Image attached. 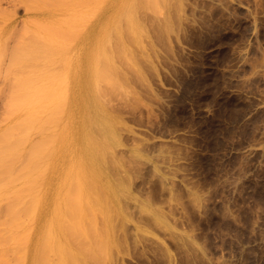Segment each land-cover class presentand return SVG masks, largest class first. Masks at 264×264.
I'll return each mask as SVG.
<instances>
[{
    "label": "rangeland",
    "instance_id": "374dc122",
    "mask_svg": "<svg viewBox=\"0 0 264 264\" xmlns=\"http://www.w3.org/2000/svg\"><path fill=\"white\" fill-rule=\"evenodd\" d=\"M107 1L101 0L99 3L102 5L97 8L98 13L93 14L95 17L92 15L96 18L93 39L103 40L102 48L98 47L99 50H96L100 64L97 66L103 70L101 66H104V61L107 60V65L104 67L112 66V68H107L109 73L105 68L103 71L109 75L114 72V75H105L110 78H103L104 81L108 79L107 82L103 81L101 75L102 77H97L96 82L98 88L101 84L100 88L104 90V92L100 90V95L105 94L101 95L100 100L103 99L101 102L106 104L109 101V105L106 106L110 112L118 108V112L114 110L112 113L115 117L120 115L116 117L120 119L117 133L121 134L122 140L121 146L114 149V156L117 158L115 160L120 161H116L119 164L114 165V172L111 171L113 165L102 166L107 176L114 183L116 182L117 186L121 187L122 184L125 186L124 183L128 184L129 181L125 189H131H127L129 193L126 191L124 194H133V197L126 194V197H130L128 199L122 194V199L120 198L122 202L119 201L120 205L123 203L120 209L125 207L124 210L121 209L122 213L126 210L129 216L125 212L122 214L120 209L114 210L113 212H118L120 219H125V223L123 220L120 221L117 213H114L115 218L113 217L110 223L105 221L103 206H97L99 202L97 200L101 197L94 194L96 203L91 202L94 198L92 193L100 192L91 190L90 196H93V198L89 196L91 208L97 206L95 212L98 213L102 208L104 212L101 210L95 215L94 209L91 211L83 207V214L89 216L88 221L84 217L86 234L84 231L74 233L71 230V221H75L79 215L75 209L71 214L69 210L66 211L65 222L62 226L59 225L66 230L61 235L62 237L66 235L62 241L64 247L74 251L79 259L73 256L78 262L71 254L67 255L71 258L68 260L69 257L66 255L60 257L59 253L48 251L45 236L53 228L51 217L50 221L48 219L45 221L43 235L32 236V225H29L31 238L26 248L28 259L25 264H41V258L45 264L66 262L71 264V261L73 264L74 262L78 264H264V0ZM55 4H57L55 0H14L12 3L3 0L0 6V28L6 26V32L9 30L6 42L3 40L5 46L19 47L22 41H26L28 34L25 33L35 27L34 19L53 17L54 19L51 20L58 27L50 22L52 29L46 26L41 31L47 30L46 33L51 31L52 35H56L55 32L60 33V36L67 33L66 36L64 35L65 38L67 37L65 47L72 45L73 52L77 51L78 54L81 49L82 54L86 55L91 48L89 47L91 34L89 38L85 37L83 33L85 29H83V32L81 31L83 34L79 36L82 35L86 40L81 36L77 42H74L73 36L70 37L72 26L81 21L79 18L84 14L80 16L72 13L71 16L63 9L65 15H59V13L63 14L61 10L63 5L59 6L61 8H58L59 11H62L59 12L56 9L58 5ZM48 8L51 9L50 12ZM27 9H30L31 14L25 12ZM52 9L55 10L53 13L56 18L48 17L49 13L53 14ZM114 14L115 16L117 14L116 18ZM123 14L126 18L122 16ZM179 16L183 18V24ZM178 17L181 23H178ZM65 19L67 25H64ZM25 22H29V25L31 23L32 27L27 26ZM116 22L119 24L123 22V26H119ZM167 22L169 24H166ZM170 22L174 27L169 28L172 31H169V34L165 28L171 25ZM162 23L166 24L164 29L167 33V46L164 47L158 39L161 29L157 28V24L162 28L164 26ZM77 25L78 23L75 29ZM8 26L10 28L12 26V29ZM114 27L120 29L119 32ZM23 28L26 30L24 33H22ZM129 28L133 29L132 32ZM105 30H107V45L110 44L111 46H108L111 48L103 47ZM156 30L159 37H156L157 33L155 35ZM19 34L21 39L18 38ZM72 42L76 45L71 44ZM165 47L172 48V53L171 51L169 53V50L164 51ZM105 52L108 59H105ZM116 53L121 57L120 60ZM51 65L49 64L50 67ZM69 70L72 76L80 72L79 67L74 63ZM76 77L75 80L78 79V75ZM99 78L102 80L100 81ZM110 80L114 83L112 88L109 86ZM73 82L70 83L72 91L68 94L70 107L76 105L77 100L74 98H77L78 93L81 97L82 93V85L79 84L80 88L77 89L75 81ZM7 83V80L1 76L0 88L7 87ZM106 88L110 89L108 94ZM75 90L78 91L74 92ZM112 92L115 93L114 96ZM118 92L123 96H119ZM1 94L0 98L3 101L2 97L6 93L2 96ZM105 100L108 101L105 103ZM1 106L2 121L6 114H3L4 105L3 109ZM67 109L73 122V117L78 118V110ZM119 128L121 130H118ZM67 135L65 133L60 139H65ZM69 139L73 138L66 140L70 145L68 147L65 145L53 158V161L59 163L50 165L52 170H49L48 174L36 184L38 190L46 191V196L51 185L52 191L55 192L54 198H57L58 191L62 189L61 197L56 201H61V205L67 203V200L74 201L69 192H72L76 184L72 165L77 162L75 157L77 148H73ZM135 145L137 148L134 147ZM128 153L132 154L134 162L139 166L132 163V156ZM134 153L136 155L139 153L141 156L134 157ZM136 157L137 159H134ZM110 159L109 157L107 161L113 160ZM126 163L131 165L128 164L127 167ZM130 166L137 170H130ZM120 168L125 171L121 169L120 173ZM126 168H129V171ZM53 170L56 173H53ZM115 173L118 175L116 176ZM122 174L126 176V180L128 179L127 182ZM112 175L117 177V181L119 176H122L125 182L122 179L117 182ZM128 175H132L130 176L132 181ZM87 178L89 177L87 176L85 180ZM100 179L102 180V177ZM98 186L97 188L102 191ZM143 200L150 201L146 203L148 206L145 208L151 209L153 215H148L152 213L147 209L145 211ZM28 202L29 207L31 201ZM142 203L144 209L141 208ZM149 203L153 205L150 206ZM85 205L89 206V204ZM109 212L112 213L109 210L106 214L109 215ZM87 213H93L95 217ZM156 213L159 216H156ZM130 216H133V219ZM151 216L156 217L157 223ZM159 217H162L161 220ZM113 219L114 223H112ZM161 221L167 225H159L158 223H164ZM96 224L97 228L94 229ZM123 224L128 225V228L126 226L124 230ZM59 226L57 224L55 228ZM98 228L100 232L96 231ZM140 228L143 230L141 232H145L138 231ZM107 229L109 234L111 232L108 237ZM112 231L116 232L113 234ZM115 234L118 240L115 239ZM123 237L124 241L121 240ZM115 241H118L119 245L121 243V247ZM15 242L20 249L17 240ZM98 242L101 243L98 246L101 251L96 247ZM115 243L118 245L117 248ZM3 245L5 247V243ZM36 251H39L38 255ZM41 251L46 253L41 254ZM18 255L7 250L6 255L1 256L0 259L2 264H18L16 257Z\"/></svg>",
    "mask_w": 264,
    "mask_h": 264
},
{
    "label": "bare ground",
    "instance_id": "6f19581e",
    "mask_svg": "<svg viewBox=\"0 0 264 264\" xmlns=\"http://www.w3.org/2000/svg\"><path fill=\"white\" fill-rule=\"evenodd\" d=\"M2 1L3 0H0V6H1ZM13 1L14 0H6L7 3H12ZM26 1H31V0H26ZM102 1L104 2V0H102ZM140 1H142V0H140ZM143 1L145 2V0H143ZM165 1L166 0H164V2ZM55 2L57 3L55 5H58L56 7V9L58 11H59L58 8L62 7V5H63V8L62 9L60 8V9L62 11H63V9H65L66 14L70 13L71 16H72V13L75 15H80V16L82 14L85 15V17H83L84 15L81 16L84 19V21H82L83 20L82 18H79V20H81L82 22L79 20L78 21L80 23L76 22V23H78L77 29H75L76 28L75 22H73L75 24L72 26L73 27L72 30L74 29V31H72L70 27L69 28L72 32L71 33L72 35L70 34V37L73 36L72 41H74V42L75 41L77 42L80 39V37L82 36V35L79 36L80 34L84 33V35H86L85 37H87V38H89L90 34H91V39L89 41L90 42L89 47H91V48L89 49V52L86 55H84L85 53L82 54L81 49L79 50L78 54H77V51L73 52L74 49L72 50L73 46L71 44H74V42H72L70 44L71 45L70 47H65V45L67 46V43H65L66 42L65 40L67 37L66 38L64 37V35L65 36L67 35L66 32H65L66 34L63 33L64 35H62V33H61V35L63 36L62 37L59 35L60 33L57 34L55 32L54 34H56V35H52L51 31H48V33H46L47 30L41 31L42 29H45L46 26L47 27L50 26V22H52L51 19H54L52 16H54L53 12H55V10H56L55 8H54L55 10L52 9L53 11L51 13H53V14L49 13L51 11L50 8H48V11L49 10L50 11L49 12L47 11L49 13L48 17H52V18H45L43 16L44 19H39V20L34 19L35 27L32 28L33 29L32 31H29L27 29L29 32L28 31L26 32V30L23 28L22 33L26 32L25 34L26 35L28 34V35L26 36L27 37L26 41H22V43L19 42V43H21V45L19 47H7V45L5 46L6 38H8L7 32L9 30L6 32V26H5V28L4 27L0 28L1 29V31H0V77L3 76L4 79L7 80V82H8L7 87H1L0 88V94L3 93V94H1V96L4 95V93H6L5 96L2 97L3 101L0 98V102L2 101L3 105H4V106L2 105L4 107L3 114L4 113L6 114L5 118L2 121L0 120V257L1 256L4 257L6 255L7 250L11 251L14 255L17 253V254H19L18 256H16V257H18V264H25L27 259H28V256H26L27 255L26 248L29 245V241L31 238L29 225H32V236L33 235L38 236L39 234L43 235V227L46 225L45 221L47 219L50 221L51 217L53 219L52 223H51V227H53V228L45 236L48 251H53V252L55 251L56 253L60 254V257L65 256V255L67 256L70 254L72 256L75 255L74 251L65 248L63 243H62V241L66 238V235H64V237H62L61 235L64 234L63 231H66V230H64L63 228H60L59 225L62 226V224L65 222V217H66L65 212L69 210V212L71 214L72 210L75 209L79 214L78 218L75 221L74 220L71 221V223H70L71 227H72L71 230H73L74 233L84 231V223H85L84 217L87 221L89 220V218L87 219V217H89V216L86 217L85 216L86 213H85V215L83 214L84 213L83 207H87V209L89 208L88 210H91V211H92V209H94L93 212H95V207L97 209V206L98 207L103 206L105 212L102 210L103 209L102 207H100V209L102 208L101 210L105 213V217H106L105 221L110 223L112 221V218L115 216L114 213H117V217L119 216L117 211H119L120 206L123 205V203H121V205H120L119 201H121L120 200V198L122 199L121 195L127 191V189H128L127 185H129L128 179L127 180L125 179L127 176L126 172H125L126 176L123 175L124 173L122 174V176L123 177L125 176L123 179H125L126 182L128 181V184L124 183L125 186H127L126 187L127 189H125V186L121 182H120L122 184L121 187L117 186L115 184L116 182L114 183L109 178V176H107V174H106L107 172H105V170L102 166L103 164H105L107 167H108V165H110L111 167L113 165V168H112L113 170L111 168L110 169H111V171L114 172V168H115L114 165L119 164L118 162H116L119 160H115L116 157L114 156V149L121 146V140L122 139L120 137L121 134H119V132L117 133V128H118L117 124H119L118 120H120V119H117L116 117L120 116V115H117L118 114L117 113L116 114L117 116L115 117L112 113L114 110L116 112H118L117 111L118 108L116 107V109L114 108V110H112L110 112V109L108 110L107 109L108 106H106L109 103V101H108L109 99L107 98L108 100H105V103L108 101V103H106V104H103L102 103L103 101L101 102V100H103V99L100 100V97H101V95H105V94L102 93L100 95V92L101 91L104 92V90H101L102 89V88H100L101 84H99V88H98V85L96 82L97 77L103 76L102 79L108 78L109 76H111V74L114 73L112 71H111L112 73L110 75L107 73H104L105 72V71H103L104 68L106 71H108L107 68H110V67H107V68L104 67L107 65V60L106 61L103 60L104 66H101L103 68V70H100V67H98L100 64H98V58H97L98 55H97L96 50H99L98 47L102 48V42L101 41H103V40L100 41L98 39L97 41H94V39H93L94 25L96 23V18H93V17H95L94 15H96V12L98 13L97 8L99 7V5H102L99 3V2H101V0H55ZM58 2H61L62 4H60ZM105 2H106V0H105ZM127 3H129V2H127ZM104 5L105 4H103V6ZM64 6H65V8H64ZM105 8H107V7H105ZM181 8L184 9V7H181ZM42 10H46V9H42ZM61 10L59 12H62ZM65 11L62 12L63 14H61L59 12L58 13H59V15H65L64 14ZM99 11H100V8H99ZM184 11H183V13H185ZM25 12L26 13L30 12V14H31L30 9L25 10ZM37 12H39V10H37ZM58 13H55V15ZM113 13H114V11L112 12V14ZM86 14L88 16H86ZM112 14L110 16H112ZM125 14H123L122 16H125ZM92 15H93V17H92ZM100 15H101V13H100ZM100 15H97V16H100ZM114 16H115V14H114ZM116 16H117V14H116ZM116 16L114 18H116ZM122 16H121V18H123ZM179 17H178V20L181 18V17L180 18ZM98 18L99 17H97V19ZM101 18H102V16H101ZM101 18H99V19H101ZM114 18H112V19H114ZM125 18H126V16H125ZM127 18L129 19L128 15H127ZM59 19H60V16H59ZM61 19H63V17H61ZM67 19H68V17H67ZM67 19H65V21ZM76 19H74V20H76ZM109 19H110V17H109ZM132 19L133 18L131 17V20ZM176 19H177V17L175 18L174 21H176ZM182 19L183 18H181V21H182ZM70 20H73V19H70ZM181 21L179 20L178 23L179 22L181 23ZM97 22H98V20H97ZM118 22L120 23V21H118ZM118 22H116V23H118ZM25 23L28 24L29 22H25ZM52 23L54 24V26H56L54 21ZM62 23H64V22H62ZM119 23H118L119 26L123 24V22H121L122 24H119ZM174 23H177V22H174ZM61 24H58V25H61ZM68 24H69V22H68ZM112 24H113V22H112ZM166 24H169V22H167ZM166 24L162 23V25H164V26H162L163 30H162V28H160L161 26L158 27L159 24H157L158 25L157 28L161 29V30H159L160 34L157 32V30H158L157 28H156L157 30L155 32V35H156V33H157V35L158 34L160 35V37H159V35L156 37H159L158 38L159 42L161 43V45L163 47L167 46L166 45L167 44L166 43L167 33H166L165 29L167 30V32H169V31L172 32L171 29H169V28H171V26H173L172 23L170 22L171 25L167 28ZM182 24H183V21H182ZM22 25L24 26V24H22ZM31 25L32 24L30 23V25L28 24L27 26H31ZM64 25H67V21H66V24H64ZM109 25H110V23H109ZM128 25H129V23H128ZM131 25H132V23H131ZM106 26L109 27L108 24H106ZM119 26H118V28H119ZM180 26H181V24H180ZM56 27H58V26H56ZM177 27L180 28L179 26H177ZM10 29H12V26ZM51 29H52V27H51ZM61 29L59 32H61ZM83 29H85V30H83ZM105 29H109V28H105ZM117 29H116V31H117ZM53 30H55V29H53ZM57 30H59V29H57ZM67 30H69V29H67ZM119 30L120 29H118L117 32H119ZM132 30L130 29L131 32H132ZM81 31L83 33H81ZM106 31L107 30H105V32H103V35H105L103 47H106L108 45L111 46L110 44L107 45L108 39H107ZM161 31H162V33H161ZM30 32H31V34H29ZM62 32H64V31H62ZM170 32H169V34H170ZM153 34H154V32H153ZM22 35H24V34H22ZM110 35H111V33L109 34V36ZM23 37H25V36H23ZM18 38L21 39L20 34L18 35ZM83 38L84 37L82 36V39ZM84 39L86 40V38H84ZM3 40L5 42H3ZM22 40H24V39H22ZM110 40H111V38H110ZM6 44H8V43H6ZM74 45H76V44H74ZM109 48H111V47H109ZM109 48H107V50ZM165 48H166V50H165ZM165 48H164V51L169 50L168 51L169 53L172 50V48H169V49H168V47H165ZM102 53H103V49H102ZM169 53H168V55H170ZM171 53H172V51H171ZM106 54L107 53L105 52L104 53L105 59L106 58L108 59V56ZM166 55H164V56L166 57ZM101 56H102V54H101ZM124 56H122V58H124ZM117 57H119V60H120L121 57L119 55ZM103 61H101V62H103ZM101 62H99V63H101ZM73 63L77 64V66L79 67V70H80V72H78V74H76V75H78V79H76V80H75V78H77L76 75L72 76V74L70 73V70H69L70 67L72 68ZM49 64L50 65L53 64V66L51 65L52 67H50ZM114 67L115 66L113 65V68ZM111 68H112V66H111ZM108 73H109V71H108ZM105 75H109V76H105ZM256 76L258 77V75H256ZM99 79H98V81H99ZM102 79H100V81ZM108 79H110V78H108ZM108 79H107V81H108ZM104 80L105 79H103V81ZM73 81H75V83H76L75 87L77 89L80 88V85H82V93L80 92L81 97L79 96V93H78L77 98H74L77 100V103H75L76 105H74V104H73V106L71 105L73 107L72 108V107H70V103H69L70 100H69L68 94L70 93V91H72V90H70V83L71 82L74 83ZM100 81L98 83H100ZM107 81H104V82H107ZM109 84H110L109 86H111L110 88H112V86H113L112 84H114V83L110 80ZM115 86H116V84H115ZM103 89H104V87H103ZM115 89H117V86ZM118 89L120 90V88H118ZM105 90H108V91H106V93L110 91V89H108V88H106ZM76 91H78V90H75L74 92H76ZM119 92L117 93L118 95H119ZM120 93H122V92H120ZM111 94L113 96L115 95V93L113 94V92ZM121 95H119V96H121ZM70 99H71V97H70ZM71 101H73V100H71ZM0 104H2V103H0ZM71 104H72V102H71ZM2 106H1V108H2ZM109 107H111V106H109ZM112 107H115V106H112ZM67 108H70L73 110L77 108V110H78V112H77L78 118L74 119V117H73V122H72V120H70V116H69L70 111L69 112L66 111V110H68ZM71 122L73 123V127L71 126ZM118 130H121V128H119ZM65 133L68 134L67 137L65 139H60L62 137V135H64ZM120 133H121V131H120ZM68 138H73L72 140L71 139H69V140H71V144L73 145V148H77V152L75 154L77 162L72 165V173L75 177L76 184L74 185L72 192H69V194L72 195V198L74 201L71 202V201L67 200V203L61 205V201H59V202H56V201H57L58 197L59 198L61 197L60 191L62 192V189H60L58 191V194L56 195L57 198H54L55 192L52 191L51 185L48 188L49 192L47 193V196H46V191L38 190L36 188V184H37L39 179L43 178L45 175L48 174L49 170H52L49 167L50 165L59 163L58 161H53V158L55 155H57L59 152H61V150L65 147V145H66V147H68L70 145V144L68 145L66 142V140ZM134 147H136V145ZM134 154H135L134 157L135 156H137V157L141 156V155H139V153H138L139 156L136 155V153H134ZM129 155L132 156V154H129ZM109 157L111 159H113L110 162L107 161V159ZM137 157L134 159H137ZM99 159L101 161H99ZM123 159H125V158L123 157ZM142 159H143V156H142ZM132 160H133V156L131 158V161ZM138 160L141 162L140 159H138ZM131 161H128V162H131ZM125 162H127L126 159H125ZM132 163H135L134 160ZM128 164L126 163L125 165L127 167H129V165H131V163L129 165ZM135 165L139 166L136 163H135ZM133 167H134V165H133ZM133 167L130 166V170ZM123 168H120V173H121V169H123ZM134 168H136V167H134ZM105 169H106V167H105ZM127 170L129 171V168ZM132 170H134V169H132ZM135 170H137V169H135ZM52 172L56 173L55 170H53ZM110 173L112 174V172H110ZM60 174H62V173H60ZM117 175L118 174H116V176ZM87 176L89 178H87V180H85ZM128 176L130 177L132 175H128ZM101 177H102V180L100 179ZM112 177H113V175H112ZM121 177L119 176V181H120V179H122ZM116 178L117 177H115L114 179L117 181ZM130 179H131V177H130ZM88 180H90V181H88ZM119 181H117V182H119ZM130 181H132V179ZM62 183H63V181H62ZM97 185H99L102 188V191L100 190V188H97ZM94 189H95V191H98L100 193L99 194L97 192L92 193L94 191ZM130 189H128V190H130ZM91 190H92V192H91ZM127 192L129 193V191H127ZM91 193H92V195L95 194V195L101 197L100 199L97 198L98 199L97 201H99L97 203L98 205L95 207L92 206L93 208H91L90 201H89V199H90L89 196ZM126 194H124V197H126ZM30 195H31V198H30ZM92 195L90 196L91 198H93ZM95 195H94L93 200L91 199V202L95 201L94 200ZM127 195H131V198L133 197V194H127ZM25 198H27V200H25ZM129 198L130 197H128V199ZM101 199L103 201H101ZM137 199H138V197H137ZM28 200L31 201L29 207H28V203H29ZM136 201H138V200H136ZM143 201H145V200H143ZM148 201L149 200H147V202ZM100 202H102V203H100ZM147 202L146 201H145V203L143 202L145 204L144 208L148 206L146 204ZM94 203H96V201ZM143 203H142L141 208H143ZM85 204H89V206H86ZM139 204H140V202H139ZM92 205H93V203H92ZM151 205H153V204H150V206ZM152 207H154V206H152ZM123 208H125V207H123ZM123 208L121 207V209H123ZM157 208L158 207H156V209ZM121 209H120V211L122 213ZM146 209L148 210V208H145V211H147ZM101 210H98V213H100ZM107 210L112 211V213L109 212V215H107L106 214V213H108ZM114 210H117V211L113 212ZM139 210H140V207H139ZM45 211H46V215H45ZM85 211H86V209H85ZM145 211H143V212H145ZM155 211L156 210H153V212H155ZM148 212L152 213V210L150 209V210H148ZM95 213H96L95 215L98 214L97 212H95ZM110 213L113 216L110 215ZM125 213H127V212H125ZM128 213H127V216H129ZM157 213L155 215L159 216L160 212L158 215H157ZM87 214L93 215V213L92 214L87 213ZM130 215H131V213H130ZM148 215H153V213L152 214L148 213ZM125 216H126V214H125ZM161 216H163V215H161ZM130 217H132V219H133V216H130ZM152 217H154V216H151V218ZM118 218L120 219V217H118ZM154 218H155L154 221L157 223L156 217H154ZM159 218L158 219L161 220L162 217H159ZM126 219L129 220L128 217H126ZM122 220H123V223H125V221H124L125 219L121 218L120 221H122ZM127 220H126V223H127ZM115 222H116V220H115ZM117 222H119L118 219H117ZM162 222H164V221H161V223ZM93 223H94V221L92 222V225H93ZM112 223H114V219H113ZM57 224L59 227H57V229H56L55 226ZM158 224L162 225V226L167 225V223H165V222L163 224H160V223H158ZM126 226L128 228V225H126ZM126 226L124 225V230H125ZM138 226H141V225H138ZM107 227H109V226L107 225ZM113 227H111V228L113 229ZM96 228H97V224H96L94 229H96ZM100 228H98V230H96V231L100 232L99 231ZM142 228H140V230H138V231H140V232L143 231V230H141ZM136 229H137V227H136ZM138 229H139V227H138ZM87 230H88V228H87ZM114 230H116V229H114ZM122 231H123V229H122ZM104 232L106 233L105 230H104ZM108 232L109 231L107 229V233ZM113 232H116V231H112V233ZM144 232H141V233H144ZM84 234H86V232ZM110 234H111V232H110ZM110 234L107 235V237L110 236ZM116 235L117 234H115V239L118 240ZM80 238H78V239H80ZM115 239L113 238V240H115ZM15 240H17V243L19 244L20 249L17 248V244H16ZM121 240L124 241V237H123V239L121 238ZM23 242L25 243L24 245H23ZM99 242H102V241H99ZM99 242H98V245L96 247H98L99 244H101ZM115 242H118V241H115ZM3 243H5V247H4ZM118 245H119V242H118ZM118 245L116 244V248ZM122 246H123V244H122ZM113 247H115V245ZM119 247H121V243H120ZM5 248L7 250H5ZM98 250L101 251L100 248ZM42 252L46 253L45 251H41V254H42ZM72 252H73V254H72ZM75 252H76V254H78L77 251H75ZM36 254L38 255L39 251H36ZM75 256H73V257L76 259L77 256L76 257ZM67 257H69L68 260L71 259L70 256H67ZM63 259H65V257ZM75 259H73V260H75ZM77 259H79V258L77 257ZM77 259H76V262H78ZM40 262H41V264H43V263L45 264V261L44 260L42 261V258H41ZM60 262H63V261H60ZM72 262L73 261H71V264H73ZM76 262H74V263L78 264ZM0 264H2V259H0Z\"/></svg>",
    "mask_w": 264,
    "mask_h": 264
}]
</instances>
